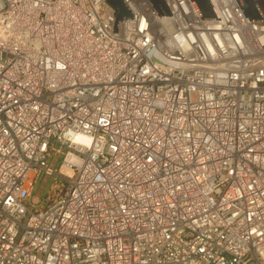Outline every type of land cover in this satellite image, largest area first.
Instances as JSON below:
<instances>
[{
  "label": "built area",
  "instance_id": "obj_1",
  "mask_svg": "<svg viewBox=\"0 0 264 264\" xmlns=\"http://www.w3.org/2000/svg\"><path fill=\"white\" fill-rule=\"evenodd\" d=\"M209 1L0 0V264H264V21Z\"/></svg>",
  "mask_w": 264,
  "mask_h": 264
},
{
  "label": "water",
  "instance_id": "obj_2",
  "mask_svg": "<svg viewBox=\"0 0 264 264\" xmlns=\"http://www.w3.org/2000/svg\"><path fill=\"white\" fill-rule=\"evenodd\" d=\"M154 10L160 16H171L164 0H148ZM201 20H220L209 0H190ZM243 15L249 21H264L255 0H236ZM106 3L114 10L115 17L112 33H117V22L133 19V14L124 0H106Z\"/></svg>",
  "mask_w": 264,
  "mask_h": 264
},
{
  "label": "rangeland",
  "instance_id": "obj_3",
  "mask_svg": "<svg viewBox=\"0 0 264 264\" xmlns=\"http://www.w3.org/2000/svg\"><path fill=\"white\" fill-rule=\"evenodd\" d=\"M41 186H42V180H41V178H39V180H38V182H37V184H36V191L39 190V189L41 188ZM48 187H49V183L47 184L45 190H47ZM45 193H46V192H44L43 197H44Z\"/></svg>",
  "mask_w": 264,
  "mask_h": 264
}]
</instances>
